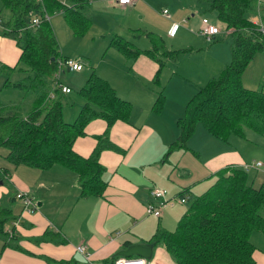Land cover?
Returning a JSON list of instances; mask_svg holds the SVG:
<instances>
[{"label":"crops","instance_id":"0c3cea01","mask_svg":"<svg viewBox=\"0 0 264 264\" xmlns=\"http://www.w3.org/2000/svg\"><path fill=\"white\" fill-rule=\"evenodd\" d=\"M202 1L205 0L199 3L190 0L169 1L168 5L172 9L170 17H163L151 7L155 0H135L130 4H119L117 0H90L83 8L90 25L82 36L88 34L97 44L102 43L101 62L105 61L102 70L94 67L90 60H83L78 51L70 50L72 55L66 52L68 55L61 53V56L77 57L81 64L83 61L84 65L90 66L96 75L113 87L120 98L131 103L132 111L128 121L114 122L108 131L107 141L103 142L111 143L119 150L107 146L100 152L99 161L104 166L102 178L107 181L102 196H80L77 175L65 166L55 164L47 169L23 164L13 166L5 158L7 153L1 154L0 171L6 169V172H0V198L9 192L15 196L26 193L34 199L38 209L24 211L20 196V202L16 198L11 202L12 214L15 216L12 221L16 223L13 232L19 235L16 241L19 248L6 245L0 238V264H56L57 261H70V264L110 263L119 256L117 252L134 243L153 244L152 257L147 259L149 264H174L164 247L154 244L151 239L158 229L171 231L172 225L176 227L186 209L173 204L164 207L165 211L161 210L160 216L148 217L146 205H157V200L150 196V189L161 187L167 190L168 198L177 196L183 189H188L190 194H199L201 192L196 193L194 190L198 183L202 186V192L206 190L213 183L214 173L218 169L229 164L243 166L248 163V156L236 151L234 146L235 142H241L236 139L239 137H231L226 142L219 140L211 136L202 124V127L195 126L194 133L187 141V148H174L165 156L169 145L179 134L177 120L181 113L173 107L171 113H161L162 109L156 113L152 103L155 96L152 85L161 83L160 74L164 71L168 76L162 94H165L167 86L175 78L182 90L183 85H196L197 91L199 86L218 75L231 60V41L229 44L226 38L219 39L217 35L213 38L215 40H207L199 33V27L188 21L190 13L202 8ZM137 14L139 18L136 19ZM173 23H177L178 27L171 35L175 28ZM195 28L198 33L194 32ZM124 33H129L130 37H124ZM150 35L157 37L156 43ZM116 37L140 51L157 47V54L162 57L165 51H178V54L174 58H166L157 82L154 76L158 63L143 52L134 58H127L112 45ZM5 39L15 43L11 38L0 36V40ZM112 47L122 59L117 55L105 58ZM19 56L20 48L13 65L10 62L3 64L14 66ZM147 58L156 63V68ZM251 62L244 69L241 80L244 87L255 89L246 81V72L254 66ZM262 64L264 70V61ZM62 68L65 72H75L81 86L90 73L82 68L80 71L70 70L66 66ZM154 69L153 74L151 71ZM122 80L128 85L121 86L119 83ZM59 82L72 91L69 84ZM260 90L264 91V87ZM163 97L165 101L166 95ZM105 128L104 119L90 120L84 127V135L74 140L73 150L81 156H89L97 145V136L102 135ZM188 149L203 164L202 170L181 165L180 159ZM257 172H252L253 182ZM257 183L264 184V180ZM9 226L11 222L6 228ZM250 240L256 247L255 264H264V234L253 232ZM80 244H85L91 253L90 261L76 251Z\"/></svg>","mask_w":264,"mask_h":264},{"label":"trees","instance_id":"16d2710c","mask_svg":"<svg viewBox=\"0 0 264 264\" xmlns=\"http://www.w3.org/2000/svg\"><path fill=\"white\" fill-rule=\"evenodd\" d=\"M90 0H0V34L11 38L20 48L14 66L1 64L0 72L10 74L16 67L27 76L16 83L7 79L6 85L26 86L35 91L34 101L25 114L18 111L6 114L0 107V146L7 150L5 158L13 165L20 164L47 169L55 164L72 170L78 178L80 196H102L107 181L102 178L104 166L99 161L105 147L119 150L108 139V131L117 120L128 121L132 105L120 98L113 87L92 70L85 84L76 89L84 103L74 121L63 119L65 94L61 90L59 64L61 56L51 16L60 12L75 35L86 33L90 19L82 11ZM209 8L225 23L231 39V60L204 85L199 86L185 107L184 116L177 120L179 134L169 145L165 156L174 148H187L196 124L201 123L213 137L228 141L231 137L246 138L248 130L264 135V91L249 89L242 84L244 69L255 54L264 50V3L261 0H209ZM48 15V18L45 17ZM38 18L36 24L32 19ZM152 40L157 37L150 35ZM112 45L127 58L140 53L150 55L158 69L166 58H174L178 51H165L163 57L155 47L140 51L124 39L116 37ZM54 76L55 83L48 78ZM162 95L154 105L163 107ZM95 118L106 121L97 145L87 157L73 150L74 140L84 135V127ZM5 173L6 169L2 171ZM214 182L199 194L181 190L176 197H186V210L174 230L158 229L152 236L154 244H161L174 264H255L256 247L250 237L253 232L264 234V184L255 186L248 171L233 164L218 169ZM2 175L0 174V179ZM189 193V194H188ZM5 199L6 202H3ZM0 200V238L6 245L19 248V235L13 232L11 202L5 194ZM11 222V226L6 228ZM11 228V232L8 229ZM5 246V245H4ZM56 264H70L57 261Z\"/></svg>","mask_w":264,"mask_h":264},{"label":"rangeland","instance_id":"374dc122","mask_svg":"<svg viewBox=\"0 0 264 264\" xmlns=\"http://www.w3.org/2000/svg\"><path fill=\"white\" fill-rule=\"evenodd\" d=\"M62 1H64V0H62ZM169 1L173 2L176 0H155V3L151 4V7L158 14H160L164 17V14L162 13V11L164 9H167L169 14H171V12H172L171 7L168 5ZM190 1H197L198 3L200 2V0H190ZM262 1L264 2V0H262ZM201 7L202 8H200L199 11H197V12L195 11L193 13H190L188 21L193 22L195 25H197L199 27L198 29L200 30V28L202 27V19H203L202 17L203 16L206 17V19L208 21L210 20V21L214 22V23H212L209 21V23L215 25L219 29L220 32L217 34V38H219V39L226 38L227 39L226 41L230 44L231 39H230L228 33H226L227 30L225 28V23L217 17V14L215 11L210 10L209 1L208 2H207V0L202 1ZM82 11L84 12L85 9H83ZM5 14L6 13L4 12V10L0 12V16H2V17L5 16ZM120 15H122V14H120ZM137 18H139V14L136 15V19ZM153 18H155V17H153ZM146 20H147V17H145V21ZM156 20L158 22L160 21L159 19H154V21H156ZM50 22H51V24L53 23V26H54V29H55V32L57 35V39H58L59 50L64 56L68 55L66 52H70V50L71 51H78L82 54L83 60H90L91 64L94 67H98L99 70H102V64L105 61L101 62V60H102L101 56H103L101 53L102 52L101 51L102 50V43L101 42L97 44L96 41L91 39L90 35H88V34L86 36H75L72 33V30L70 29V27L68 26L63 14L60 12L54 13L51 16ZM141 22H139V23H141ZM1 28H2V26L0 25V29ZM195 29H194V32L196 33L198 30L196 29V31H195ZM89 33H92L91 30H89ZM199 35H201V34H199ZM0 36H1V34H0ZM70 37H73V38H70ZM124 37H130L129 33H124ZM74 39H76V40H74ZM213 40H215V39H213ZM148 42H149V40H148ZM154 43H156V40H154ZM166 43L170 44L168 41H166ZM157 45H159V43ZM69 54L72 55V52H70ZM18 55H19V47H17L14 42H11L10 40H7V39L0 40V67H1V64L8 63V62H10V64L13 65L14 62L17 60ZM112 55H117L119 57V59H122L121 58L122 56L113 47L110 49V51L107 52L105 58H109ZM147 61H150L151 65L152 64L154 66L156 65V63L150 58H147ZM262 61H264V50L256 53L254 60L251 62V63H253L254 66L252 68H250L248 70V72H246V81L250 82L252 84L251 88H255V89L260 90V89H262V86L264 87V70H263ZM82 63L83 64H81V65H82L83 71H88V72L92 71V68L90 66L88 67L87 64L84 65L83 61H82ZM170 65L172 66L174 64H170ZM155 68H156V66H155ZM154 72H155V69H154V71H151V73H153V74H154ZM58 74H59L60 81L63 83L69 84L71 86V89H72V91L70 93H66L65 97H63V105H62L63 119L66 122H72V121H74V119L77 116L81 106L84 103L83 97L76 92V89L79 88L81 86V84H80V81L77 79V77H75V72H72V71L60 72L59 71ZM27 75H28L27 71H24V70L20 69L19 67H16V69L11 71L10 74H7L5 72H0V107L5 110L6 114H11V113H14L16 111H18L20 114H25L29 111V109H30V107L34 101L35 94H36L35 91L33 90V88L30 89V87H26V86L20 87V86H14L13 84H10V85L5 84L7 79H9V81H11L12 83H16L17 81L23 80ZM247 75L249 76V79L251 81L247 78ZM167 76H168V74H165L164 71L161 72V74H160V78H161L160 82L161 83L160 84L154 83L152 85V88L155 91V96H154L152 103H153V105L156 104V101L158 100L159 95H162V96L166 95L165 101L163 102V108L160 112L161 113H171V107H173L175 110H177V111H179V113H181L180 117H182V116H184L185 107L187 105V102L194 95V92L196 91L197 86L192 85L190 87V86L183 85V90H182V88L176 84V83H180V82H178V80H176V78H175L167 86L166 92H164L165 94H162L161 91H163L164 85H166ZM48 81L50 83H52V82L55 83L54 76L52 78H48ZM259 82H260V85H258ZM119 84L123 87L128 85V83L125 80L120 81ZM258 87H260V88H258ZM168 88H169V91L167 92ZM162 98L164 99V97H162ZM160 112L156 111V113H160ZM196 125H197V127L198 126L202 127L201 123H199V122ZM236 139H239L237 141H241V142H235L234 143L236 151H241L243 154L248 156L246 158L248 164L254 163V162H261L262 163V166H260L258 168H251L248 171L250 179L253 176L252 172L258 171L257 176H256V180L254 181L253 184L256 187L260 186L261 183H257V182H261L262 180H264V135L248 130L246 132V138L241 139L239 137ZM4 153H7V150L0 147V160L2 159L1 154H4ZM184 153H185V155L180 159L182 166H186L190 169H195V170H202L203 169V164L195 157V155H193L191 153V150H189V149L185 150ZM4 163L6 165H9L5 161H4ZM173 174H175V172H173ZM215 178L216 177L214 176L212 182H214ZM200 188H202V186L198 183L197 188L194 189L195 192L196 193L202 192L200 190ZM11 189L15 193V189H13L12 187H11ZM67 190H68V188H67ZM8 194H11L14 198L17 199L18 202H20V199L18 198L17 194H16V196L10 192ZM172 198H176V196H174ZM2 199H3V197L0 198V200H2ZM3 202H6L5 199H3ZM158 202L159 201L157 200L156 201L157 205H158ZM173 204L176 206H182L184 210L186 209V205L184 203H179V202L174 201ZM172 205H166L164 207H171ZM164 207L162 208L163 211H165ZM37 209H38V207H37ZM149 216L155 217V216H152V214H149L148 217ZM172 228L173 229L175 228V224L171 226L170 230H173ZM169 257L171 258L170 254H169Z\"/></svg>","mask_w":264,"mask_h":264},{"label":"built area","instance_id":"2783aa9c","mask_svg":"<svg viewBox=\"0 0 264 264\" xmlns=\"http://www.w3.org/2000/svg\"><path fill=\"white\" fill-rule=\"evenodd\" d=\"M135 0H117L119 4H130L133 3ZM162 13L166 17H170V14L168 13L167 9H164ZM45 17L48 18V15L45 14ZM38 22V18L34 17L32 19V24H36ZM0 25H1V20H0ZM172 25L175 26L174 30L171 32V35L175 33V30L178 27V24L173 23ZM260 28L262 31H264V24H260ZM199 32L204 35L208 40L213 39L220 31L219 29L209 23V21L206 18L202 19V27L200 28ZM61 67H68L70 70H79L82 68V65L77 57L73 58H66L65 60H61L60 63ZM61 90L64 93L70 92V88L67 86L62 85ZM262 165L261 162H255V163H246L242 167L246 170L249 171L251 168H258ZM20 198L22 199L23 203V210L26 212H33L35 209H37V204L34 201L32 197H30L26 193H20L18 194ZM150 196L153 197L154 199H157L158 205H153L151 203L146 205V212L148 214H152L154 216H160L161 210L164 206L166 205H172L174 201L179 202V203H185L187 198L186 197H176V198H167L166 196V190L162 188H157L154 187L150 189ZM16 223L13 222V225ZM8 232H11V228L8 229ZM76 251L80 253L86 260L90 261L91 260V253L87 251L86 245L85 244H80L76 247ZM101 264H149L148 260L145 258H138L136 256H131V257H124V256H117L112 259L110 263H101Z\"/></svg>","mask_w":264,"mask_h":264},{"label":"water","instance_id":"95a60500","mask_svg":"<svg viewBox=\"0 0 264 264\" xmlns=\"http://www.w3.org/2000/svg\"><path fill=\"white\" fill-rule=\"evenodd\" d=\"M152 252V243H134L117 252V255L124 257L136 256L138 258L150 259L152 257Z\"/></svg>","mask_w":264,"mask_h":264}]
</instances>
